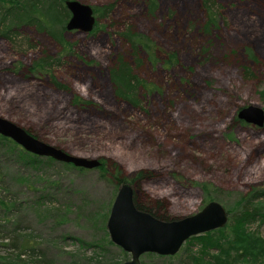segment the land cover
<instances>
[{"label":"rangeland","instance_id":"1","mask_svg":"<svg viewBox=\"0 0 264 264\" xmlns=\"http://www.w3.org/2000/svg\"><path fill=\"white\" fill-rule=\"evenodd\" d=\"M77 1L112 8L89 32L65 31L67 50L30 30L33 48L22 37L16 47L0 40V116L67 153L113 159L127 179L151 170L133 187L135 197L159 201L170 218L197 212L206 197L226 210L251 187L263 189L264 123L234 118L249 104L264 111V0ZM125 26L145 34L158 55L175 56L163 66L140 53L138 74L148 89L140 110L114 98L107 75L117 53L130 59L117 35ZM42 51L61 52L52 73L91 105L70 109L68 93L28 72ZM37 159L30 164L0 141V264H19L30 250L34 264L127 260L105 229L119 185L111 174ZM14 225L15 247L7 232ZM246 230L264 240V220ZM187 246L173 255L143 253L139 262L195 264L197 247Z\"/></svg>","mask_w":264,"mask_h":264},{"label":"trees","instance_id":"2","mask_svg":"<svg viewBox=\"0 0 264 264\" xmlns=\"http://www.w3.org/2000/svg\"><path fill=\"white\" fill-rule=\"evenodd\" d=\"M203 4L205 9L209 11L207 2L203 1ZM147 7L148 11L152 10L150 3ZM91 8L96 21V18L106 16L112 5L91 6ZM68 17L69 13L64 6V0H0V40L16 47L17 40L22 37L27 45L25 48H29V46L33 48L34 45H32L30 36H28V30H30V33L42 35L58 45L59 51L67 50L69 43L65 41L63 33L67 31L65 23ZM95 25L96 22L93 28ZM117 35L126 47V53L130 59H126L123 53H117L112 60L107 69L111 91L117 101L123 102L135 110H140L143 105V92L145 93L148 90L138 74V69L142 63L140 53H143L146 61L152 65L161 63L163 66H171L175 56L173 54H166L165 57L158 55L149 38L135 29L134 26H125L117 32ZM21 52H25V50ZM60 54L61 52L54 56L42 51L37 58L31 61L28 72L35 75H45L51 89L60 93H68L67 106L70 109L72 108L75 111L84 110L92 104L91 100L76 92L72 93L71 89L57 80L52 73L53 66H59L61 63ZM234 122H241V120H238L235 116ZM24 129L37 138L32 129ZM0 141L15 147L19 157L25 159L28 163L33 164L38 161L37 156L25 152L10 139L0 135ZM45 158L50 160L48 157ZM97 168L111 174V178L116 184L128 182L132 188L140 180L147 179L152 174L151 170L139 169L132 177L127 179L122 174V167L115 160L104 157L99 158ZM200 187L206 193L205 187ZM210 200H213V198L206 197L203 199L204 202ZM133 203L137 209L145 211L160 220L170 219L163 212L164 210L159 209V201L139 200L134 194ZM226 212L227 221L223 227L191 236L185 240L187 247L192 245L197 247L198 256L194 259L196 260L195 264H264V240L254 232L246 230V225L264 220V188L251 187L246 193L240 194L238 199L226 208ZM17 229L18 226L14 225L10 231H7L15 235L14 237L11 236V243H9L14 247L18 238L15 233ZM107 242L110 243L109 240ZM212 251L213 253H211ZM33 254H36V252L30 250L27 259H21L20 261L18 258L16 261H19V264H34L35 261L30 259ZM40 255L43 256V253ZM46 263L52 264L50 260H46ZM113 264L118 263L114 262Z\"/></svg>","mask_w":264,"mask_h":264},{"label":"water","instance_id":"3","mask_svg":"<svg viewBox=\"0 0 264 264\" xmlns=\"http://www.w3.org/2000/svg\"><path fill=\"white\" fill-rule=\"evenodd\" d=\"M64 6L69 13L65 23L66 30L89 32L93 28L95 17L90 5L77 0H64ZM235 116L255 127H261L264 123V111L256 105L239 107ZM0 135L10 139L25 152L38 157H48L82 169L99 166L98 158L67 153L34 137L23 127L1 116ZM132 192L129 183L119 184L105 221L109 240L129 255L121 264H140L139 256L143 253L173 255L189 237L221 228L227 221L226 210L215 200L206 202L193 214L160 220L138 210L134 206Z\"/></svg>","mask_w":264,"mask_h":264},{"label":"flooded vegetation","instance_id":"4","mask_svg":"<svg viewBox=\"0 0 264 264\" xmlns=\"http://www.w3.org/2000/svg\"><path fill=\"white\" fill-rule=\"evenodd\" d=\"M128 183V182H127ZM120 184V183H119ZM130 184V183H129ZM119 186V185H118ZM133 189V188H132ZM133 197H134V193L132 192V200H133ZM139 210V209H138Z\"/></svg>","mask_w":264,"mask_h":264}]
</instances>
